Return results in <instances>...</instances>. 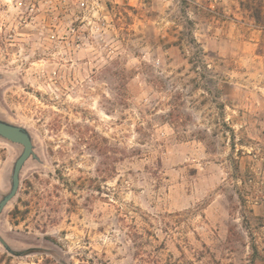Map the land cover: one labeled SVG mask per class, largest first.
<instances>
[{"label":"rangeland","instance_id":"obj_1","mask_svg":"<svg viewBox=\"0 0 264 264\" xmlns=\"http://www.w3.org/2000/svg\"><path fill=\"white\" fill-rule=\"evenodd\" d=\"M19 1L0 264H264V0Z\"/></svg>","mask_w":264,"mask_h":264},{"label":"water","instance_id":"obj_2","mask_svg":"<svg viewBox=\"0 0 264 264\" xmlns=\"http://www.w3.org/2000/svg\"><path fill=\"white\" fill-rule=\"evenodd\" d=\"M0 137L22 146L20 155L15 159L9 191L0 200V211L15 196L19 186V174L24 163L30 156L35 157L29 132L21 125L0 119ZM1 240V239H0Z\"/></svg>","mask_w":264,"mask_h":264},{"label":"built area","instance_id":"obj_3","mask_svg":"<svg viewBox=\"0 0 264 264\" xmlns=\"http://www.w3.org/2000/svg\"><path fill=\"white\" fill-rule=\"evenodd\" d=\"M20 3H24V0H20L19 1ZM35 4H31L28 8L30 9V11H33V6H34Z\"/></svg>","mask_w":264,"mask_h":264}]
</instances>
